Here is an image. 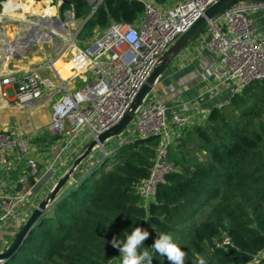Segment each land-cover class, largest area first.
Masks as SVG:
<instances>
[{
  "label": "trees",
  "instance_id": "obj_1",
  "mask_svg": "<svg viewBox=\"0 0 264 264\" xmlns=\"http://www.w3.org/2000/svg\"><path fill=\"white\" fill-rule=\"evenodd\" d=\"M7 1L0 0V12ZM60 1L62 20L72 11L83 23L93 7L89 0ZM144 10L140 0H103L77 39L93 38L112 21L135 23ZM263 116L264 80H258L213 107L204 123L182 128L168 151L173 170L147 204L136 186L151 173L160 136L137 137L89 167L82 163L2 264H122L110 242L135 227L149 232L141 250L152 264H170L151 249L159 234L172 236L186 253L184 264H264Z\"/></svg>",
  "mask_w": 264,
  "mask_h": 264
},
{
  "label": "built area",
  "instance_id": "obj_2",
  "mask_svg": "<svg viewBox=\"0 0 264 264\" xmlns=\"http://www.w3.org/2000/svg\"><path fill=\"white\" fill-rule=\"evenodd\" d=\"M102 1L94 0L93 5L98 7ZM140 1L145 4V10L135 23L112 21L97 31L84 47L74 41L81 30V25L78 27L72 40L75 47L70 59L72 69L93 71L94 79L81 89L67 91L54 104L52 121L47 128L52 133L65 135L67 146L85 129L94 138L116 124L130 108L162 53L217 0H168L162 4L156 0ZM259 8H264V2H239L210 20L203 31L209 36L208 60L216 74V82L206 90L210 95L220 92L228 82L233 83L236 93L253 81L264 80V34L250 17V12ZM1 84L15 86L16 101L24 107L34 105L43 95V82L33 69L20 77L8 75ZM2 95L7 97V91L3 89ZM168 110L169 105L162 99L148 101L147 98L136 112L134 128L129 131V125L123 132L129 135L119 138L112 149L102 147L107 157L137 137H161L149 177L136 186L145 204L154 198L159 183L173 170L168 159L169 147L190 121V117L176 112L169 120ZM133 133L137 135L132 137ZM33 150L32 135L0 128V168L10 174V164L2 159V154L12 152L26 157L22 175L7 189L0 187V226L6 231L16 233L37 205H33L35 184L27 187L26 183H45L53 170V163L41 170L38 159L30 155Z\"/></svg>",
  "mask_w": 264,
  "mask_h": 264
},
{
  "label": "crops",
  "instance_id": "obj_3",
  "mask_svg": "<svg viewBox=\"0 0 264 264\" xmlns=\"http://www.w3.org/2000/svg\"><path fill=\"white\" fill-rule=\"evenodd\" d=\"M12 1H7L9 4L0 12V128L33 136L34 150L30 155L38 159L41 170L44 171L49 165L54 164L45 183H35V181L26 183L27 187H32L35 184L33 187V205L35 206L49 194L60 177L68 171L73 161L80 155L77 153L85 150L92 139L89 131L85 129L80 134L75 135L67 146L68 138L63 135L61 139L52 141L50 137L53 133L47 131L48 125L52 121L54 104L61 100L67 91L80 89L79 80L82 79L83 82H87L88 72H76L72 67L67 72L66 69V65L71 63L70 59L75 48L72 43L74 35L69 33L73 24L71 23L72 19L74 21L72 11L66 13V20H62L64 23L57 24L55 22L59 33H55L49 38H35L33 37L34 32L30 35L28 31L33 29V26L30 25L35 23L29 17L36 13L25 11L23 7L18 6V2L13 5ZM57 1L60 10L61 1ZM171 1L174 0H169V2ZM38 2L41 1L35 0V5ZM52 2L53 0H49L50 5ZM44 4L46 5V3ZM54 15L56 16V14ZM69 15L71 19H67ZM250 17L258 27L259 32L264 34V8L252 10ZM34 19H38L36 21L38 24L41 17ZM64 26H66L65 30H63ZM42 28L51 31L50 27L42 26ZM18 32L19 34H17ZM30 36L34 38L31 43L28 42ZM208 38L207 34L202 33L190 43L175 58L154 86L152 94H155V99H162L169 105L167 114L169 120L176 112L190 117L189 126L204 123L213 107H221L229 103L234 95L235 86L230 82L224 84L220 92L211 95L206 92L216 82L215 71L208 60L210 56L206 47ZM89 40H86L85 44ZM45 44L50 47L49 53L44 46ZM53 52L55 57L46 59L48 69H52L53 74L49 72L47 76L46 73L44 76L42 60L51 56ZM58 61L61 62L59 67L56 66ZM32 69L39 73L43 82V95L34 105L24 107L16 101L15 86H2L1 81L8 75L20 77ZM3 89L7 91V97H3ZM173 131H176L174 127ZM46 132L48 135L45 134ZM39 137L46 140L39 143L37 141ZM176 139L173 138L172 145L175 144ZM97 149L83 162L86 167L97 160L99 156ZM1 156L10 164V174H6L0 168V187L3 186L2 189H7L8 185L13 184L22 175L26 165V157L12 152ZM6 232L14 233L15 231H6L3 226H0V233L5 237L6 244V246L0 247V251L7 247L10 238L13 237Z\"/></svg>",
  "mask_w": 264,
  "mask_h": 264
},
{
  "label": "water",
  "instance_id": "obj_4",
  "mask_svg": "<svg viewBox=\"0 0 264 264\" xmlns=\"http://www.w3.org/2000/svg\"><path fill=\"white\" fill-rule=\"evenodd\" d=\"M242 1L251 2H264V0H217L215 3L210 5L206 11L201 14L193 24L181 35H179L171 45L162 53L159 61L148 77L147 81L142 85L134 100L132 101L130 108L124 113L121 119L111 126L110 128L101 132L97 137L91 139L85 150L76 157L68 171L60 177L53 189L49 194L41 200L32 211L28 219L21 225L19 230L15 233L11 243L0 251V264L5 260L13 256V254L18 250L26 236L38 222L40 217L48 210V207L52 201H54L60 194L65 184L70 180L73 173L90 155L99 147H104L105 143L110 139L123 134L127 127L133 122L137 110L144 104V101L152 93L154 86L158 79L164 74L167 68L172 64L175 58L190 44L192 43L203 31L207 28L210 20H213L221 16L224 12L229 10L235 4ZM93 5L94 0H89ZM97 8V4L93 5L92 11L86 20L81 24V28L87 22V20L93 15ZM55 22L57 24L64 23L62 19L55 17ZM45 23V22H44ZM34 29L28 31V34L32 35ZM76 34V33H75ZM76 35L73 37V39ZM72 39V40H73ZM34 38L30 36L28 42H33Z\"/></svg>",
  "mask_w": 264,
  "mask_h": 264
},
{
  "label": "clouds",
  "instance_id": "obj_5",
  "mask_svg": "<svg viewBox=\"0 0 264 264\" xmlns=\"http://www.w3.org/2000/svg\"><path fill=\"white\" fill-rule=\"evenodd\" d=\"M126 239H117L113 237L111 245L117 248L122 257V264H152L153 256L147 249L141 250L145 240L149 237V232L141 227H135L127 234ZM154 252L161 256H166L170 264H184L186 253L173 242L169 234H159L158 238L151 246ZM198 264H205L200 259Z\"/></svg>",
  "mask_w": 264,
  "mask_h": 264
},
{
  "label": "rangeland",
  "instance_id": "obj_6",
  "mask_svg": "<svg viewBox=\"0 0 264 264\" xmlns=\"http://www.w3.org/2000/svg\"><path fill=\"white\" fill-rule=\"evenodd\" d=\"M23 0H18V2L19 3H21ZM42 2V1H41ZM39 3V2H38ZM37 3V4H38ZM8 4H9V2H8ZM33 4H35V3H33ZM44 6H46L45 4H44ZM51 6L52 7H54L55 8V14H56V16L53 14L52 15V18H55V17H59V18H61V15H60V10H59V7H58V1L57 0H53V2L51 3ZM22 7V6H21ZM26 11V10H25ZM67 13V12H66ZM32 16L31 17H29L33 22H36L38 19H34L35 17H41L40 15H38V14H31ZM54 16V17H53ZM42 18V17H41ZM62 19V18H61ZM67 19H71V17H70V15H69V17H67ZM71 23H73L72 25H71V29H70V31H69V33H70V35H75V33L77 32V30H78V27L81 25V23L82 22H80V21H73V19H72V22ZM44 25H43V27H45V26H47V27H52V28H50V36H53V35H55V33H59V31H58V29L56 28V26L53 28V26H49L48 24H45V23H43ZM47 31V30H46ZM74 41L76 42V43H78V44H80L81 46H85L86 44H85V42H86V40L85 41H80V40H78L77 39V37L74 39ZM85 44V45H84ZM45 46V48H46V50L48 51V53L50 52V47L48 46V44H45L44 45ZM37 49V48H36ZM55 57V53L53 52V53H51V56H47L46 58H43V60H42V66H44V67H42V73L44 74V76H45V73H46V76L49 74V72L51 73V74H53L52 73V69H48L49 67H48V65H47V58L48 59H50V58H54ZM59 63H61L60 61H58L57 63H56V66L57 67H59ZM46 67V68H45ZM71 67H72V65H71V63L70 64H68V65H66V69L68 70L67 72H69L70 70H71ZM94 73H93V71H89L88 73H87V76H88V81L87 82H83V80L81 79V80H79L80 81V83L78 84L79 85V87H80V89L81 88H83V87H85L88 83H90L93 79H94V75H93ZM57 80V79H56ZM57 82V81H56ZM64 94V93H63ZM153 99H155V94H150V96L148 97V101H152ZM264 117V116H263ZM134 126H135V121H133L131 124H130V126H129V131H131L133 128H134ZM127 135H129V133L128 132H126V134H123L122 136H116V137H114V138H112V139H110L109 141H107L106 143H105V147H106V149L107 150H109V149H112L114 146H116L117 144H118V141H119V138H121V137H126ZM137 135V133H133V134H131V136L133 137V136H136ZM64 137H65V135H64ZM170 148V147H169ZM98 153H99V156H98V158H97V160H101V159H104L106 156L104 155V149L102 148V147H99L98 149ZM84 151V150H83ZM83 151H80L81 153L83 152ZM43 152V151H42ZM81 153H77L78 155L79 154H81ZM45 155H48V154H45ZM110 156H112V155H110ZM45 157V156H44ZM97 157V156H96ZM114 157V156H113ZM112 159V160H111ZM114 159H115V157L114 158H110V161H109V164H108V167H111L112 165H113V162H114ZM96 160V161H97ZM96 161H93L92 163H90V165L91 164H93V163H97ZM6 233H8V234H11V235H13V237H14V235H15V232L13 233V232H6ZM13 237L12 238H10V240H9V242H8V245L10 244V242L12 241V239H13ZM157 239V238H156ZM7 245V246H8ZM4 246H6V244H5V237H3V235L0 233V247H4Z\"/></svg>",
  "mask_w": 264,
  "mask_h": 264
},
{
  "label": "bare ground",
  "instance_id": "obj_7",
  "mask_svg": "<svg viewBox=\"0 0 264 264\" xmlns=\"http://www.w3.org/2000/svg\"><path fill=\"white\" fill-rule=\"evenodd\" d=\"M17 2H18V0H13L11 3L13 5H16ZM43 3H46V6H44ZM18 6H22L24 8V10L32 11L33 13H36L42 17L41 20L38 22V24H37V22H35V23H32L30 25V26H33V29H34L33 30V32H34L33 37H35V38L41 37L42 39L46 38V37L47 38L51 37L50 32L46 31L42 28V26L44 25L43 24L44 22H45V24H48L49 26L52 24L51 26H53V28L55 26L57 27L55 20L52 18V15L55 14L56 10L54 7H52L49 4V0H43L42 2H39L36 5L24 0L21 3H19ZM50 28H52V27H50ZM65 29H66V26H64L63 30H65Z\"/></svg>",
  "mask_w": 264,
  "mask_h": 264
}]
</instances>
